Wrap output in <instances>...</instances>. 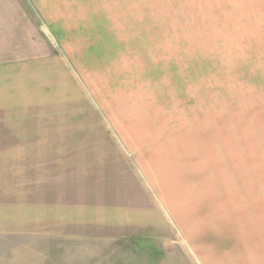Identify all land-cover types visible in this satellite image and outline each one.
Here are the masks:
<instances>
[{
    "label": "rangeland",
    "instance_id": "obj_1",
    "mask_svg": "<svg viewBox=\"0 0 264 264\" xmlns=\"http://www.w3.org/2000/svg\"><path fill=\"white\" fill-rule=\"evenodd\" d=\"M5 19L0 264H264V0Z\"/></svg>",
    "mask_w": 264,
    "mask_h": 264
},
{
    "label": "crops",
    "instance_id": "obj_2",
    "mask_svg": "<svg viewBox=\"0 0 264 264\" xmlns=\"http://www.w3.org/2000/svg\"><path fill=\"white\" fill-rule=\"evenodd\" d=\"M71 0H0V36L6 37L7 36V28L5 15L8 11H36V12H66V6ZM68 2V3H67ZM68 10V9H67ZM15 27V23H10V28ZM1 42V40H0ZM6 50V49H4ZM22 60V58H20ZM16 63V62H15ZM30 64L33 66L34 69L37 70L38 68V57H31ZM7 64H2L0 66V70L12 69L6 67ZM22 66V65H20ZM15 72L18 75L22 74L21 71L15 69ZM7 97V96H6ZM7 99L12 100V96L7 97ZM138 161V159L136 158ZM139 162V161H138Z\"/></svg>",
    "mask_w": 264,
    "mask_h": 264
}]
</instances>
